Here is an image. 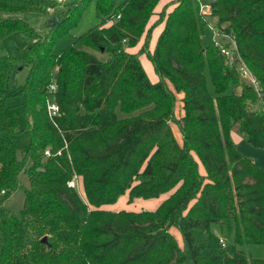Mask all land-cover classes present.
<instances>
[{"label": "trees", "instance_id": "1", "mask_svg": "<svg viewBox=\"0 0 264 264\" xmlns=\"http://www.w3.org/2000/svg\"><path fill=\"white\" fill-rule=\"evenodd\" d=\"M159 1H68L43 38L23 18L1 13L48 10L58 1L0 0V41L16 30L38 34L20 58L0 57V264H264V256L241 248L264 247V168L231 135L238 131L264 148V0H175L149 25ZM91 2L101 21L56 53L57 39ZM202 4L210 5L209 15ZM213 18L236 40L260 89L218 47L203 44ZM141 54L158 80L149 78ZM20 64L29 66L26 83L10 89ZM18 96L32 139L22 156L23 127L11 102ZM49 101L59 106L53 115ZM22 172L29 187L16 214L5 201ZM76 176L87 200L68 184ZM127 191L129 201L172 192L155 209L103 208ZM228 222L235 227L232 255L195 234Z\"/></svg>", "mask_w": 264, "mask_h": 264}, {"label": "rangeland", "instance_id": "2", "mask_svg": "<svg viewBox=\"0 0 264 264\" xmlns=\"http://www.w3.org/2000/svg\"><path fill=\"white\" fill-rule=\"evenodd\" d=\"M52 2L57 0H51ZM68 1L72 0H66L64 2H57L55 6H52L51 11L45 9V10H24V11H16V12H2L1 16L3 18H23L26 20L40 36L43 38L48 37L51 35V27L50 25V19L54 15H62V11H64L66 8L65 4H67ZM123 0H117V3H121ZM208 1V0H207ZM159 13V12H158ZM158 13H156L155 16L152 17V22L154 23L155 20L158 18ZM155 14V13H154ZM101 21L100 16L97 13L96 6L94 2H91L83 11L81 18L77 22L76 26L70 29L69 32L63 34L61 37H59L55 44V52L60 53L64 51L65 48H67L68 45L74 43L75 39L81 35H83L88 29L91 27L97 25ZM211 23L216 25L215 19H211ZM109 24V23H108ZM150 25V24H149ZM163 27V26H162ZM34 32H28L23 30H16L11 32L8 36H6L4 39L0 41V57L2 56H8L12 55L15 57L20 58L24 52L27 50V48L36 41L37 35ZM216 36L212 28L209 26L205 28L203 34H202V41L205 46H209L213 49H216ZM226 40V39H225ZM227 41V40H226ZM144 42V38L141 39L139 44L136 46V51L140 49ZM154 43L150 45L151 50L154 47ZM145 57V54H143ZM146 58V57H145ZM147 60L151 63V61L147 58ZM149 78L152 80V77L155 75V71L152 72V68H148L144 62L141 60ZM151 66L153 67L152 63ZM29 71V66L20 64L15 72L12 73L10 76L8 86L10 89H14L16 87L24 86L27 80V75ZM156 76V75H155ZM209 88L210 91L213 92V86L211 82H209ZM180 96V95H179ZM177 96V102H176V118H180L183 114L182 110V104L180 101V97ZM23 100L22 96H18L14 98L11 102L17 105V112L18 115L21 118V126L23 127L22 130H20V133L18 134V153L20 156H22V152H25L27 149L31 146V134L29 131V127H27V123L25 119L23 118V107L21 106V102ZM30 122L32 120L30 119ZM172 128L175 131V136L179 138V141L181 143L182 136L180 135L179 131V125L176 121L171 122ZM176 137V138H177ZM47 149L45 150V155ZM46 158V156H45ZM29 174L27 172H22L20 174L21 183L19 188L13 192L9 198L5 201V206L9 208L11 211L15 212L16 214H19L22 207L24 206V199H25V188L29 187ZM75 178V177H74ZM76 189L81 195L82 198L87 200L85 198V192L84 187L82 183V177L76 176ZM172 191L164 193L158 197L153 198H143L139 197L134 199L133 201H129L130 193L127 191L123 195L119 197V199L112 203V204H106L103 206V208H108L112 210H120V209H127V210H144V209H155L157 206L166 198V196L171 195ZM210 231L211 234H207L205 231L201 229H196L195 234L199 238L203 237H210L213 244L217 247V249H223L226 250L228 253L232 255L234 252V245H235V227L234 223L228 222L226 224H220V223H212L210 225ZM171 232L176 236L178 241H180V245L183 246L182 237L179 232V230L176 227L171 228ZM220 239H223L224 245L220 243ZM241 248L248 254L252 255L254 257H262L264 256V247L262 244H244L241 246Z\"/></svg>", "mask_w": 264, "mask_h": 264}, {"label": "built area", "instance_id": "3", "mask_svg": "<svg viewBox=\"0 0 264 264\" xmlns=\"http://www.w3.org/2000/svg\"><path fill=\"white\" fill-rule=\"evenodd\" d=\"M57 1L58 2H64L66 0H57ZM201 8H202L201 10L204 14L209 15L211 13V7L209 4H202ZM51 9L52 8H48L49 11ZM210 28H212V30L215 33V36L217 37L216 38V45H217L218 49L220 50L221 55L225 58L226 63L230 66H234L236 64L237 70H239L243 79L246 80V82L250 83L252 86H254L257 90L260 89L258 79L253 74V72L249 69L247 63L240 56V54L238 52V47H237L236 40L234 39V37H232L229 34L221 32L215 26V24L210 25ZM51 88L55 89V85H52ZM58 110H59V106L57 105V103L52 102V101L48 102V111H49L50 115L57 113ZM46 153L48 155H50L51 152L48 149L46 151ZM75 178H73L71 181H69L68 184L71 187L77 188L76 187L77 183H76ZM220 243L222 245H224L223 239H220Z\"/></svg>", "mask_w": 264, "mask_h": 264}, {"label": "crops", "instance_id": "4", "mask_svg": "<svg viewBox=\"0 0 264 264\" xmlns=\"http://www.w3.org/2000/svg\"><path fill=\"white\" fill-rule=\"evenodd\" d=\"M175 0H160L159 3L157 4L156 8H155V12L158 13L162 10V8L166 5H169L168 10H171L174 8V4H172ZM51 11V10H50ZM157 14H154V18H156ZM52 19H50V25L49 27H51V21H53L55 19V15L53 14V16L51 17ZM155 20V19H153ZM150 25L153 23L152 22V18L150 20ZM163 24L160 23L159 26H157L152 33V40H151V44L152 42L155 44L156 39L158 37V35L161 33L162 31V27ZM136 47L130 48L129 50L132 52H136ZM140 59L144 62V64L148 67V68H152V72H154V68L151 66V63L147 60V56L145 54V57L143 54H141ZM156 75V73H155ZM153 76L152 80L156 81L158 80V76ZM180 95V96H179ZM178 96L181 98L182 97V93L178 94ZM174 130V129H173ZM180 131V129H179ZM181 132V131H180ZM175 133V131H174ZM180 135L182 136V132L180 133ZM232 138L234 140V142L236 143L238 149L243 152L245 155H247L249 158H251L253 161H255L257 164H259L260 166H263L264 168V148H260V147H256L253 146L252 144H250V142L247 141V139L243 136V134H240L238 131L232 130L231 132ZM177 137V136H176ZM177 140L179 141V138L177 137ZM180 142V141H179ZM182 143V141H181ZM168 196H166L167 198ZM165 198V199H166ZM159 206V205H158ZM157 206V207H158Z\"/></svg>", "mask_w": 264, "mask_h": 264}, {"label": "water", "instance_id": "5", "mask_svg": "<svg viewBox=\"0 0 264 264\" xmlns=\"http://www.w3.org/2000/svg\"><path fill=\"white\" fill-rule=\"evenodd\" d=\"M54 20H56V19H54ZM54 20L51 21V24H53ZM43 240H44V241H47L48 239H47V237L45 236V238H43Z\"/></svg>", "mask_w": 264, "mask_h": 264}]
</instances>
